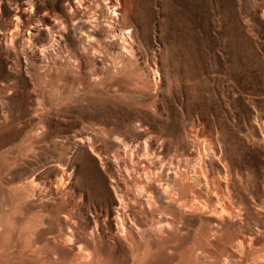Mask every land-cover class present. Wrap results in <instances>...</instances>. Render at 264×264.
I'll return each mask as SVG.
<instances>
[{
	"label": "rangeland",
	"instance_id": "1",
	"mask_svg": "<svg viewBox=\"0 0 264 264\" xmlns=\"http://www.w3.org/2000/svg\"><path fill=\"white\" fill-rule=\"evenodd\" d=\"M69 1L0 0V264H132L113 244L124 233L142 247L132 179L160 165L168 198L154 220L176 219L189 198L202 205L176 219L156 264H264V0H119L127 54L106 39L107 0L82 13ZM44 15L96 19L97 61L74 28L52 41ZM154 138L162 152L148 151ZM136 144L138 167L122 155ZM216 188L229 197L221 222L209 210ZM119 194L128 221L116 223Z\"/></svg>",
	"mask_w": 264,
	"mask_h": 264
},
{
	"label": "bare ground",
	"instance_id": "2",
	"mask_svg": "<svg viewBox=\"0 0 264 264\" xmlns=\"http://www.w3.org/2000/svg\"><path fill=\"white\" fill-rule=\"evenodd\" d=\"M111 6L112 9L107 8L110 10V12H113V19H110L109 22L106 24L111 31H109V39H107L108 42H112L116 39H121V51L124 53H129L132 44H134V40L131 37V31L129 29H122L120 26V19L122 16L121 6L119 0H107ZM94 2L92 0H70L68 2V6L70 9V12H79L82 13L89 9V6L92 5ZM80 20V19H79ZM79 20H74L68 17L63 18H57V17H49L48 15H44L41 18L40 27H46L51 35V39L54 42H58L59 40H62L63 34L66 30V27L69 26L71 28H74L77 30L80 36L81 46L85 49L91 50V56L94 59V61H97V56H100L97 44L95 43V37L94 33L97 29V23L96 19H90L89 17L86 20H83L82 23H84V27L82 28V25H77L79 23ZM20 20L18 19V14H15L14 20L12 21V24L15 26L20 25ZM81 21V20H80ZM63 24V27L60 26ZM59 27L60 30H56ZM38 26H36V29H34V32L37 29ZM27 34H26V41L33 40L34 33H33V26H29L27 28ZM11 37V42L13 41ZM35 40V39H34ZM33 40V41H34ZM42 54V52H39ZM87 136V135H86ZM89 137L83 138L80 137L77 139L78 142H87L89 141ZM150 138L148 139V141ZM139 145L136 144L129 154L123 152V160L124 162L129 160L132 164L136 165L138 167L140 164H143V159L141 158L140 154L137 151V147ZM148 151L151 153L155 152H162L163 149L161 148L160 143L154 138V141L152 142V146L148 148ZM200 164V162H198ZM144 165V164H143ZM183 165L180 163H175L174 168L177 170L179 175L182 177V180L184 182L190 181H196V170L189 167L184 170H182ZM165 170V166L160 165L157 169L154 171L151 169L144 168L143 174L140 172L135 173V177L132 179L134 188H133V194L132 199L133 203L136 204V220L134 225V231L135 235L138 239L143 240L142 247L138 248L134 252H132L131 249L125 246V241L128 238V236L124 233H117V238L113 246L117 245L120 249H127L131 252V262L132 264H156L158 262L157 255L162 253V251L165 249L166 244V236L169 235L166 234L167 231H171L179 220H176L179 217H184V214H188L191 218H194L198 214V208L202 205L199 202V199H191L189 198L190 204L187 206H182L180 204H177V209L179 211H182L183 213H179L178 217L176 219L169 218L165 212L160 213L158 215V219L154 220L153 213L154 209L158 204H162L165 207V198H168L166 196V186H169V183L162 182L163 178V172ZM128 171V170H127ZM146 179V180H145ZM212 180V179H211ZM214 181V180H212ZM154 183L156 185L158 191L160 190V194L154 193V191L151 189L150 184ZM210 195H213L214 200L209 205L210 213L213 216H216V218H219L221 222L223 218H225L228 215V203H229V197L225 194H222L221 192H218L217 188L216 190L208 193ZM117 201H118V208L115 210L116 216L113 218V220L117 223V219H121L122 221L127 220L128 221V214H127V208L129 204L128 198L124 194L117 195ZM202 201V200H201ZM208 205V204H207ZM206 206V205H205ZM140 211H139V209ZM235 211V210H234ZM237 211V210H236ZM237 218V217H236ZM96 221H94L95 223ZM66 238L69 239L71 237L70 235H65ZM243 241H245L243 239ZM86 247L87 250L92 252V256L95 259H101L102 257V248L99 246L96 242L93 241H84L82 245ZM239 248L242 246V242H239L237 244ZM91 254L85 255L83 253H80L78 258L79 260H90V257L92 258ZM157 260V261H156ZM92 263V262H91Z\"/></svg>",
	"mask_w": 264,
	"mask_h": 264
}]
</instances>
